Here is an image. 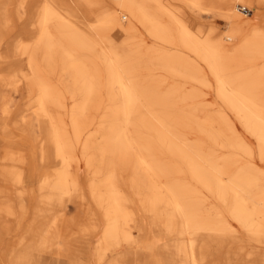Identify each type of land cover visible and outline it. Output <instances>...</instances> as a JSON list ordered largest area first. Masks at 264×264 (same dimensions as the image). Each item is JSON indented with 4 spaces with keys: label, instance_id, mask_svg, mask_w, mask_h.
<instances>
[{
    "label": "bare ground",
    "instance_id": "obj_1",
    "mask_svg": "<svg viewBox=\"0 0 264 264\" xmlns=\"http://www.w3.org/2000/svg\"><path fill=\"white\" fill-rule=\"evenodd\" d=\"M31 1L4 0L0 8V133L9 141L0 179L23 187L39 176L32 188L39 199L27 225L21 205L16 228L0 231V264H46V256L58 264H129L128 257L130 264H215V255H224L220 264H264V80L237 69L241 56L264 58V0H42L35 13ZM240 2L255 6L260 22L242 15ZM200 12L225 19L228 33L204 29ZM14 21L25 37L4 47L16 35ZM141 29L156 46L136 38ZM101 30L113 32L109 46L97 38ZM141 69L182 81L141 80ZM52 73L70 78L77 135L100 116L97 153L86 161L103 177L89 195L73 180L78 161L54 112L62 93L54 96L46 83ZM10 87L26 94L15 118ZM30 135L37 166L34 146L12 145ZM124 176L137 193L121 188ZM7 188L0 211L13 212ZM65 195L80 199L70 219Z\"/></svg>",
    "mask_w": 264,
    "mask_h": 264
},
{
    "label": "rangeland",
    "instance_id": "obj_2",
    "mask_svg": "<svg viewBox=\"0 0 264 264\" xmlns=\"http://www.w3.org/2000/svg\"><path fill=\"white\" fill-rule=\"evenodd\" d=\"M42 0H32L30 3V8L32 13H35V10L38 8L39 4L41 3ZM61 2H73V0H58ZM108 3V0H105ZM4 0H0V8L3 6H6L3 4ZM39 2V3H38ZM17 5V4H16ZM61 7L64 8L65 7V3L62 4L60 3ZM241 6H245L247 8H249L251 11L249 13L244 12L241 10ZM237 8L240 9L241 14L246 16L248 19H251L253 23H258L260 22L259 16H258V9L255 8V6H250L244 3H238L237 4ZM264 10V7L262 8ZM72 12V11H71ZM15 13V12H14ZM206 14V15H205ZM34 15V14H33ZM1 16V15H0ZM204 16V17H203ZM215 16V17H214ZM16 17V15H15ZM198 18L200 19V21L203 23V28L206 30H209L210 27H214L212 28V33L213 34H217V33H222V34H227L228 30H229V24L227 23V21L223 18H221L219 15H216L213 13H207V12H200L198 14ZM129 16L127 19H124V22L128 23L129 22ZM258 20V21H257ZM264 23V20H263ZM14 32L16 33V35L10 37L9 39H7L4 42V47L9 46V42L10 40H14L17 38H24V33L22 32L20 23L18 21H14ZM16 25V27H15ZM22 33V34H21ZM100 34V35H99ZM97 36V38L99 39V41H101L102 46L106 47L109 46L107 45V37L111 38L114 36L113 32L111 30H101L99 32ZM100 36V37H99ZM136 38L144 44L145 47H153L156 46L157 44L155 43V41L149 37L144 30H138L137 34H136ZM15 40V41H16ZM229 52H232L236 49V47L234 45H227ZM226 47V48H227ZM162 52H166V53H171V52H176V48H172L171 47H164L162 49ZM59 53L60 50L59 49H55L53 52V55L56 57V59H59ZM188 53V52H185ZM241 62L242 65H240L237 69L238 70H242L244 72H248L249 77H258L262 76L261 78L264 80V58H253V57H243L241 56ZM58 62V61H56ZM87 69H90V65L85 64ZM101 71H104L103 67H100ZM206 70V74L209 80H213L212 78V74L209 71V69L205 68ZM262 74V75H261ZM149 77H161L166 79L167 81H182L176 78L171 77L170 75H168L166 72L161 71V70H148V69H141V73L139 72L138 74V78L141 80H145ZM46 78V83L50 86V88L52 89V92L54 94V96H58V94L62 93V98L61 100H59V103L61 104V107H57L54 108V112L56 115L59 116V119L61 120V123L63 125L64 128V133L65 136L67 137V139L70 140L71 144H72V151H73V155L74 157L77 159L78 163L73 164L72 168L74 171V181L77 182L76 184L78 185V191H82L83 193L89 195V193H91V189H92V183L95 181H98L100 178L103 177L102 173H95L94 169L92 167H90L89 164H87L86 161V155L93 153H97V149H98V142L101 139V135H102V126H101V121H100V116H93L91 119V122L88 126H86L85 128H83L80 131V134L77 135L75 133V129L73 127L72 124V120H71V116H70V110L73 107L75 100L72 98L70 92H68L67 87L68 85H70V78L67 77L66 75H62V74H55L52 73V75H48L45 77ZM69 78V79H68ZM176 79V80H175ZM190 85H192L190 83ZM8 95H9V107L11 110V113L13 114L14 118L17 114H19V110L22 109L23 105H24V101H25V97L26 94L22 93L21 90H17L15 88H9L8 90ZM2 116V109L0 108V119ZM23 116V115H22ZM66 118V119H65ZM97 124V125H96ZM39 132L37 131L36 134H38ZM32 135L30 136H24L21 139H18L17 141L13 142L12 145L16 146V147H20L22 149H25V147L30 145L34 148V158L31 159L32 163H34V166H37V157L36 156V147H37V141L35 138H33V142L30 139ZM2 135L0 133V158L2 156V150L3 147L5 146V144L7 145V142H9L5 136H4V140L2 139ZM88 147V148H86ZM88 149V150H87ZM89 151V152H88ZM117 176H122V173L119 171L117 174ZM39 176L34 175L33 177L29 178L25 184V186L23 187H19L15 184H11L8 182H5L3 180L0 179V189L4 188V187H8V194L7 197L15 202L17 205V207H14L13 212H4V211H0V231H2L3 229H5V227H9L10 229H15L16 226L19 224L20 222V215H21V211H22V206L26 208V210L28 209V213L30 215L29 218H27V220L25 221L24 225H27L31 220H32V212L33 209L38 201V193L37 192H33L34 188L36 187V185L38 184V179ZM123 177V176H122ZM34 187V188H33ZM33 188V189H32ZM121 188L126 191V192H138L139 190L135 187H133L131 185V182L129 181L127 176H124L123 180H122V184H121ZM25 190V194L22 196L20 195L21 191ZM32 193H34L35 195H33ZM34 196V197H32ZM2 198L1 194H0V199ZM80 199H75L73 202H70L69 197L67 195L64 196V204H65V210H66V218L70 219L72 218L75 214H76V207L75 205H78L80 203L79 201ZM82 201V200H81ZM20 203V204H18ZM35 204V205H34ZM19 205V206H18ZM22 205V206H21ZM89 207H87L85 210H91V205H88ZM29 207V208H28ZM16 210V211H15ZM32 211V212H31ZM12 213V215H11ZM82 214V213H81ZM95 214L97 216H100L98 212H95ZM5 225V226H3ZM3 227V228H2ZM7 229V228H6ZM102 227H100L99 231L97 232V234L90 240V247L95 248L96 245V240L98 239V237L100 236V231H101ZM136 235H139V232L136 231ZM149 238H153L151 235L148 236ZM154 239H150L149 242H153ZM145 242V240L143 241V243ZM143 249L147 248L149 250L150 253H152V255H155L156 250L155 247L152 246H146L145 244L143 245ZM150 247V248H149ZM123 249H127L126 246ZM142 250V249H141ZM119 251V250H118ZM145 251V250H144ZM47 258H49V260L46 262V264H56L55 262L58 260V258L56 257H52V256H46ZM224 258V255H215L214 256V262L215 264H220L222 262V259ZM0 259H2V254H0ZM140 260L143 263H146V261L148 260V255L146 254H141L140 256ZM238 260V258H237ZM97 259H91L92 263H97L96 262ZM127 261L130 263H132V259L130 257L127 258ZM228 264H233L232 263H228Z\"/></svg>",
    "mask_w": 264,
    "mask_h": 264
},
{
    "label": "built area",
    "instance_id": "obj_3",
    "mask_svg": "<svg viewBox=\"0 0 264 264\" xmlns=\"http://www.w3.org/2000/svg\"><path fill=\"white\" fill-rule=\"evenodd\" d=\"M242 11L249 13L251 10L245 6L240 7Z\"/></svg>",
    "mask_w": 264,
    "mask_h": 264
},
{
    "label": "crops",
    "instance_id": "obj_4",
    "mask_svg": "<svg viewBox=\"0 0 264 264\" xmlns=\"http://www.w3.org/2000/svg\"><path fill=\"white\" fill-rule=\"evenodd\" d=\"M55 263L58 264V261H56Z\"/></svg>",
    "mask_w": 264,
    "mask_h": 264
}]
</instances>
